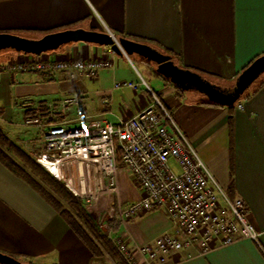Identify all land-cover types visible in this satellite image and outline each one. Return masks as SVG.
<instances>
[{
    "label": "crops",
    "instance_id": "obj_1",
    "mask_svg": "<svg viewBox=\"0 0 264 264\" xmlns=\"http://www.w3.org/2000/svg\"><path fill=\"white\" fill-rule=\"evenodd\" d=\"M75 27L106 29L116 37L148 43L171 55L181 67L213 75V81L222 86L232 84L249 63L264 54V0H0V32ZM110 49L95 43L71 42L39 55L50 59L108 56L112 67L99 70L94 77L70 78L65 72L22 73L6 69L7 62L0 64V126L33 154L41 146L36 127L22 125V119L19 131L12 127L17 118L32 114L36 104L79 95L78 105L65 114L54 106L59 121L85 123L104 118L118 122L154 103L153 93L222 191L229 198L235 194L243 198L245 218L258 232L257 240L244 238L220 244L214 238L209 243L211 248L205 251L195 244L173 251L164 264H264V83L249 87L240 100L243 109L235 104L209 105L203 103L205 98L185 96L155 72L162 79L155 81V90L146 87L140 72L125 61L131 57ZM9 55V61L37 56L21 52ZM90 81L92 89L87 86ZM123 81L139 86L114 87L115 82ZM120 89L123 91L117 95ZM96 99L102 107L89 112L90 103ZM170 163L176 165L174 160ZM113 198L104 195L89 202L95 208L90 211L103 213ZM162 212L165 217L156 210L146 211L144 217H137L141 213L134 215L127 219L129 227L126 222L107 217V224L111 221L118 227L115 230L108 224L107 230L102 228L111 240L118 237L130 246L133 241L145 244L173 231L163 208ZM0 252L26 264L35 260L46 264H115L108 255L94 258L53 207L2 163Z\"/></svg>",
    "mask_w": 264,
    "mask_h": 264
},
{
    "label": "built area",
    "instance_id": "obj_2",
    "mask_svg": "<svg viewBox=\"0 0 264 264\" xmlns=\"http://www.w3.org/2000/svg\"><path fill=\"white\" fill-rule=\"evenodd\" d=\"M112 65L108 56L50 59L37 55L10 60L5 67L22 73L65 72L74 78L94 77ZM138 86L127 81L114 83L115 88ZM152 95L154 103L129 118L118 122L94 118L80 126L59 121L54 110L57 105L65 114L78 105L79 95L36 104L33 113L22 118V125L38 130L41 146L33 152L36 161L74 196L88 203L113 195L114 201L104 208L103 219L114 218L124 224L142 211L157 207L165 210L172 232L145 244L133 241L131 246L123 238L112 239L126 264H164L168 254L194 244L201 251L208 250L214 238L220 244L244 238L257 240L258 232L245 218L243 198L237 194L229 198L222 191L169 112ZM235 105L243 109L240 100ZM120 164L126 166L142 193L125 206L119 198Z\"/></svg>",
    "mask_w": 264,
    "mask_h": 264
},
{
    "label": "water",
    "instance_id": "obj_3",
    "mask_svg": "<svg viewBox=\"0 0 264 264\" xmlns=\"http://www.w3.org/2000/svg\"><path fill=\"white\" fill-rule=\"evenodd\" d=\"M71 42H88L110 46L115 53L126 56L137 54L146 61L154 63L156 71L180 89L195 90L203 94L208 101L222 106H233L264 73L263 54L249 63L230 86H222L194 70L177 65L171 55L148 43L123 36L115 37L107 30H93L82 27L66 28L45 33L38 38L0 32V50L11 48L26 54L40 55ZM0 264L23 263L12 255L0 252Z\"/></svg>",
    "mask_w": 264,
    "mask_h": 264
},
{
    "label": "trees",
    "instance_id": "obj_4",
    "mask_svg": "<svg viewBox=\"0 0 264 264\" xmlns=\"http://www.w3.org/2000/svg\"><path fill=\"white\" fill-rule=\"evenodd\" d=\"M59 29L62 28H54L42 32L47 33ZM154 72L165 80L170 81L158 73L156 69H154ZM198 73L212 82H215L213 81L215 78L213 75L201 72ZM254 83H257V86H260L264 83V78L258 79ZM230 85L231 83L226 86ZM203 103L222 106L210 102L206 98ZM0 163H2L13 174L29 183L31 187H33L53 207V209L67 223L69 228L87 246L94 258H101L108 255L115 264H126L108 234L97 224L90 209L87 208L86 203L82 199L74 196L61 181L50 175L48 171L36 161L35 157L20 144L11 139L1 126ZM120 166H122V164H120ZM108 224L115 230L118 227V224L113 225L111 221H108Z\"/></svg>",
    "mask_w": 264,
    "mask_h": 264
},
{
    "label": "rangeland",
    "instance_id": "obj_5",
    "mask_svg": "<svg viewBox=\"0 0 264 264\" xmlns=\"http://www.w3.org/2000/svg\"><path fill=\"white\" fill-rule=\"evenodd\" d=\"M15 34H19V35H23V36L31 37V38H38L45 33L42 31H34L31 33H27L24 31H17ZM49 51H51V50H49ZM11 52L16 53L17 51H15L14 49H11V48H5V49L0 50V64L6 63L9 61V59L11 58L9 53H11ZM21 53H23V52H21ZM129 56L131 57L130 61L129 60H125V61L127 63H129L130 66L134 70L137 69L138 72H140L143 79L146 81V84H145L146 87L148 86V87H151L153 90H155L156 89L155 88V81L162 79L154 73L155 64L152 62H146L144 60H141L140 56H138L136 54H132ZM131 62L133 63V65L131 64ZM148 71L150 74L148 73ZM262 78H264V73L258 79H262ZM91 83H92L91 81L89 83H87V86L89 89H92V87H90L92 85ZM124 90H126V88ZM128 90H131V89H128ZM128 90H126V91H128ZM121 91H123V90L122 89L117 90L115 93H117V95H118V93H120ZM178 91L183 93L185 96H188L189 98H192V97H195L196 99L206 98L203 94H201L195 90H182V89H180ZM89 93L93 94L91 92H89ZM119 99L120 100L122 99L120 97V95H119ZM117 105L118 104L115 103V105H114L115 110L117 109ZM101 107H102V105L100 103V100L96 99L93 103H90V105L88 107V111L89 112L96 111V110H99ZM21 119H22V117L17 118V121H15V125H13V127H12V129L16 130V132L20 130V127H18V126L20 125ZM83 123H84V121H73V122L68 123V125L69 126H80ZM172 166L174 167L175 170L178 169L177 165H172ZM119 188H120V198L123 202V205H127L128 203L134 202L142 196V193H141L139 187L137 186L136 182H134L132 175L130 174V172L126 168V166H124V165L119 167ZM104 200L105 199L102 198L101 201H104ZM86 205H87V208H89L91 210H95V208H93L94 205L92 203H89V204L87 203ZM153 210L154 211L156 210V213H160V215L165 217V215L162 212V208L158 207V208H154ZM153 210H151V211H153ZM145 212L142 211V212H140L141 214L138 213V214H136V216L140 214L137 217H144L145 215L148 214ZM91 213H94V212H91ZM94 215H95L94 219L96 220L97 224L107 230V228H106V227H108L107 220H105V218L104 219L102 218V211L99 212L98 214L94 213ZM158 217H159V215H158ZM126 223H127V226L129 227L128 220H126ZM23 264H26V263H23ZM33 264H46V263L42 260H39V261L35 260Z\"/></svg>",
    "mask_w": 264,
    "mask_h": 264
}]
</instances>
